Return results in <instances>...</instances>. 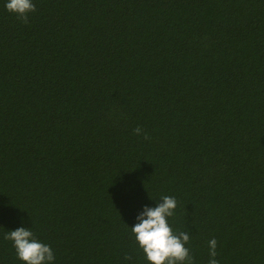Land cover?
Masks as SVG:
<instances>
[{"label": "trees", "instance_id": "trees-1", "mask_svg": "<svg viewBox=\"0 0 264 264\" xmlns=\"http://www.w3.org/2000/svg\"><path fill=\"white\" fill-rule=\"evenodd\" d=\"M0 0V264H149L162 196L194 264H264V0ZM140 127L144 135H136ZM132 260H125V255Z\"/></svg>", "mask_w": 264, "mask_h": 264}, {"label": "clouds", "instance_id": "clouds-1", "mask_svg": "<svg viewBox=\"0 0 264 264\" xmlns=\"http://www.w3.org/2000/svg\"><path fill=\"white\" fill-rule=\"evenodd\" d=\"M9 13L15 14L23 23L29 22V16L37 11L34 0H7L5 5ZM136 135H144L143 129H134ZM156 207L145 206L137 216V223L131 232L149 264H194L190 248V234L174 231L168 218L175 214L178 202L175 197L162 196ZM4 239L12 243L17 258L24 264H53L54 251L50 245L40 241L31 228L19 227L4 234ZM217 240L208 241L210 259L208 264H220L216 259ZM131 261V255H125Z\"/></svg>", "mask_w": 264, "mask_h": 264}]
</instances>
